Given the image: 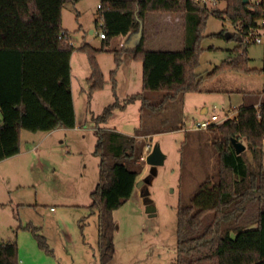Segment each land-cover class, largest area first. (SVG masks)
<instances>
[{
    "label": "trees",
    "instance_id": "1",
    "mask_svg": "<svg viewBox=\"0 0 264 264\" xmlns=\"http://www.w3.org/2000/svg\"><path fill=\"white\" fill-rule=\"evenodd\" d=\"M80 1L0 0V162L21 153L23 131L49 133L75 128L72 55L79 51L89 60L87 93L91 99L107 85L98 57L112 54L116 67L110 80L115 100L92 118L98 137L94 154L99 158V182L89 206L91 213L98 215L100 262L111 264L118 229L113 213L133 194L143 172L135 165L145 144L102 126L115 110H125L131 104L141 102L143 114L146 109L163 110L186 94L200 92L202 80L196 69L210 16L226 19L236 27L240 45L234 56L208 77L223 72L254 73L247 57L253 43H245V38L264 30V0H219L225 8L213 11L194 0H101L96 27L105 38L100 49L86 42L76 48L63 27L65 6ZM151 14L180 16L184 31L181 49H147L146 26ZM139 29L142 37L132 55L143 66V90L121 100L116 94L117 73L130 50L108 47L114 38ZM148 92H162L164 97L154 104L146 96ZM207 131L216 154V173L207 177L188 201L179 204L173 264H264V102L246 104L235 117ZM233 139L245 145L242 154H237ZM26 228L43 250L51 252L38 228ZM0 264H20L16 241L0 242Z\"/></svg>",
    "mask_w": 264,
    "mask_h": 264
},
{
    "label": "rangeland",
    "instance_id": "2",
    "mask_svg": "<svg viewBox=\"0 0 264 264\" xmlns=\"http://www.w3.org/2000/svg\"><path fill=\"white\" fill-rule=\"evenodd\" d=\"M101 0H82L63 10V26L79 48L87 39L96 48L103 46L96 20L100 18ZM221 2L213 10L224 9ZM175 14H151L148 17L147 49L177 51L182 48L183 22ZM83 25L84 30L79 31ZM91 30L95 33L91 34ZM222 33H230L231 39ZM139 30L137 37H141ZM233 35H236L233 38ZM233 38V39H232ZM123 36L114 38L108 49H119ZM240 45L236 28L226 19L210 16L200 41L201 53L196 73L202 80L198 93H189L170 102L163 110L146 109L141 102L125 110H115L103 128L116 129L135 137L145 148L135 167L142 168L130 200L113 213L118 229L115 234L116 253L111 264H173L178 245V207L188 201L202 182L216 173V154L208 131H196L195 122L214 114L223 122L237 115L244 104L264 102V44L248 47L249 68L254 73L223 72L209 78L216 67L234 56ZM108 82L104 90L90 100L85 91L90 67L86 56L76 51L71 80L79 126L89 131L58 133L45 143L38 136L45 132H22L21 154L13 170L0 167V241H16L20 264H101L98 247V217L89 216L87 209L74 207L89 204L91 193L99 181L98 158L94 155L97 142L92 119L115 100L110 83L112 55L102 57ZM109 62V66L107 64ZM141 63L133 61L119 72L121 80L141 75ZM118 85V84H117ZM142 92L141 88L118 86L116 94L123 100L127 95ZM146 96L159 104L164 93L148 92ZM220 124V123H219ZM150 146V151L146 149ZM159 146L165 162L152 174L146 162L148 154ZM34 148V150H32ZM69 152V153H68ZM249 153V152H248ZM264 153V147H263ZM264 163V155H263ZM156 211L147 212L146 200ZM22 203L24 206L15 204ZM4 205V206H3ZM34 205H41L34 207ZM53 208V211H51ZM40 228L51 252L43 250L26 227Z\"/></svg>",
    "mask_w": 264,
    "mask_h": 264
},
{
    "label": "crops",
    "instance_id": "3",
    "mask_svg": "<svg viewBox=\"0 0 264 264\" xmlns=\"http://www.w3.org/2000/svg\"><path fill=\"white\" fill-rule=\"evenodd\" d=\"M98 9H99V5H98ZM64 27V26H63ZM84 30V27H83V25H80L79 26V31H83ZM139 30H141V29H139ZM139 30H137V31H135V32H133V33H131L130 35H128V36H126V37H123V42L121 43V45H120V48H122V47H124L125 49H128V50H130L129 51V54H128V56L125 58V60H124V62H123V64L121 65V67L119 68V70H118V73H117V88H118V86H121V85H123L124 86V88H129V89H133V88H141L142 90H143V66H142V68H141V75L139 76V77H136V78H130V79H125V80H121V78L119 77V72H120V70L122 69V67H124V66H131V64H132V62L133 61H135L134 59H133V49L140 43V40H141V37H142V34H141V37L139 38V37H137L136 35H137V33L139 32ZM142 31V30H141ZM95 33V31L94 30H91V34H94ZM83 42H86V43H89V44H91V42L90 41H88L87 39H84V41ZM82 42V43H83ZM148 42V41H147ZM82 45V44H81ZM80 45V46H81ZM92 45V44H91ZM93 46V45H92ZM96 48V47H95ZM119 48V49H120ZM97 49H99V48H97ZM105 54H109V55H112V54H110V53H102V54H100L99 55V57H98V61H99V64H100V67H101V69H102V71H103V73H104V75H105V70L103 69V60H102V57L105 55ZM74 55H75V53L72 55V57H71V72H72V63H73V59H74ZM85 55V54H84ZM86 56V55H85ZM112 57H113V60H112V63H111V69H109V70H111L110 71V74H111V72L115 69V67H116V65H115V58H114V56L112 55ZM86 58H87V56H86ZM87 61H88V63H89V60H88V58H87ZM135 62H137V61H135ZM138 63H140V62H138ZM107 64H108V66H109V62H107ZM141 65H142V63H141ZM89 67H90V65H89ZM90 74H91V69H90ZM89 77H90V75H89ZM88 77V78H89ZM105 79H106V76H105ZM88 80V79H87ZM107 81V80H106ZM110 83H111V81H110ZM107 84H108V82H107ZM71 85H72V95H73V101H74V107H75V113H76V119H78L77 118V111H76V104H75V97H74V91H73V81L71 80ZM107 86V85H106ZM88 88H89V86H88ZM111 88H112V85H111ZM88 90V89H87ZM112 91H113V89H112ZM84 92H86L87 93V91H85L84 90ZM139 93H141V92H139ZM88 94V93H87ZM96 94V93H95ZM94 94V95H95ZM138 94V93H137ZM93 95V96H94ZM131 95H134V94H131ZM131 95H127V97L128 96H131ZM89 97V96H88ZM119 98V97H118ZM92 99V98H91ZM90 99V100H91ZM120 99V98H119ZM125 99V98H124ZM244 105L243 106H245L246 105V102L244 101V103H243ZM259 105H260V103H259ZM242 106V107H243ZM258 106V105H257ZM203 113L205 114V117H208L209 116V112H208V109L206 108L204 111H203ZM93 118V117H92ZM107 129V128H106ZM94 130H95V134H96V136H97V130L95 129V127H94ZM109 130H113V129H109ZM114 130H116V129H114ZM67 131H74V132H77V131H81V133H83V137L85 138V134L89 131V128L88 129H83V128H81V126H79V124H78V122H77V124H76V126H75V128H73V129H59V130H56V131H53V132H49V133H46L45 132V134H44V136H38V138H36V139H38V144H43V143H45L49 138H51L53 135H57L58 133H65V136H67ZM117 131V130H116ZM118 132H120V133H122V131H118ZM123 134V133H122ZM125 135V134H124ZM21 139H22V134H21ZM97 140H98V137H97ZM97 143V142H96ZM95 146H96V144H95ZM32 150H34V148L32 149ZM94 151H95V148H94ZM22 153V152H21ZM20 153V154H21ZM69 153V152H68ZM19 154V155H20ZM19 155H17V156H19ZM95 155V154H94ZM17 156H14V157H12V158H9V159H6V160H4V161H2V162H0V167H4V169H3V171H9V170H13V168H14V163H13V161H14V159L17 157ZM96 156V155H95ZM97 157V156H96ZM98 158V157H97ZM98 160H99V158H98ZM98 171H99V163H98ZM99 182V181H98ZM92 194V193H91ZM92 203V200H91V202L88 204H79V205H77V206H74V207H80V208H84V209H87L88 210V212H89V216H91V215H95V214H93V213H91V211L89 210V206H90V204ZM15 205H17V206H19V207H21V206H24V204H22V203H17V204H15ZM4 206V205H3ZM41 205H34V207H40ZM51 211H53V208H51ZM97 215V214H96ZM97 217H98V215H97ZM35 228H37V227H35ZM39 229V231H40V228H38ZM40 233H41V231H40ZM42 234V233H41ZM43 235V234H42ZM98 235H99V230H98ZM44 236V235H43ZM47 239V238H46ZM7 241H12V240H7ZM0 242H6L5 240H2V241H0ZM97 242H98V239H97ZM99 247V246H98Z\"/></svg>",
    "mask_w": 264,
    "mask_h": 264
},
{
    "label": "built area",
    "instance_id": "4",
    "mask_svg": "<svg viewBox=\"0 0 264 264\" xmlns=\"http://www.w3.org/2000/svg\"><path fill=\"white\" fill-rule=\"evenodd\" d=\"M194 1L197 4H199L202 8L208 9V10L217 8L219 4L221 3L219 0H194ZM262 25H264V21L262 22ZM100 38L104 39L105 35L103 33H100ZM249 42L257 43V44H264V30L256 37H254L252 34L248 35L245 38V43H249ZM219 123H222L220 121V117L214 114L212 116L205 117L204 119L195 122L194 128L196 131H207L211 126L219 124ZM146 149L150 151V146L147 145Z\"/></svg>",
    "mask_w": 264,
    "mask_h": 264
},
{
    "label": "water",
    "instance_id": "5",
    "mask_svg": "<svg viewBox=\"0 0 264 264\" xmlns=\"http://www.w3.org/2000/svg\"><path fill=\"white\" fill-rule=\"evenodd\" d=\"M249 0H244L245 3H248ZM227 39H231V34L227 33L225 35ZM232 144L237 152V154H242L245 150L246 147L242 143L238 142L236 139L232 140ZM146 162L149 166L152 167V174L156 175L157 174V168L162 166L165 162V156L162 153V150L159 146H155L151 153L148 155ZM146 205H147V212L151 215L154 216L156 209L151 206V201L149 199L146 200Z\"/></svg>",
    "mask_w": 264,
    "mask_h": 264
}]
</instances>
